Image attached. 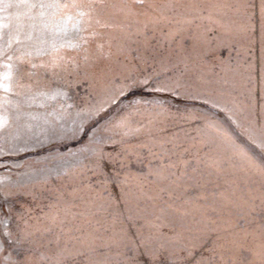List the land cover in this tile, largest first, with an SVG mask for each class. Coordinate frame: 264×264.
I'll return each instance as SVG.
<instances>
[{"label": "rangeland", "instance_id": "374dc122", "mask_svg": "<svg viewBox=\"0 0 264 264\" xmlns=\"http://www.w3.org/2000/svg\"><path fill=\"white\" fill-rule=\"evenodd\" d=\"M105 3L110 27L87 50L64 48L54 69L35 59V99L12 94L0 221L28 233L13 259L264 264V0ZM150 75L180 95H118ZM56 89L67 98L36 96Z\"/></svg>", "mask_w": 264, "mask_h": 264}, {"label": "snow or ice", "instance_id": "6c2138e0", "mask_svg": "<svg viewBox=\"0 0 264 264\" xmlns=\"http://www.w3.org/2000/svg\"><path fill=\"white\" fill-rule=\"evenodd\" d=\"M110 8H117V5H109L105 0H0V129L10 125L11 108L16 109L17 119L21 115L20 102L13 99V93H16L17 97L23 96L26 100L35 99L34 96L24 94V89L32 88L31 82L25 80L26 75L30 77L32 72L25 73L24 70H34L37 67L34 60L42 57H48V60L40 59V66L53 69L71 61L72 58L63 53L64 48L87 50L85 46L100 35L97 28L110 27L103 22V17ZM70 35L73 38L67 39ZM98 47L102 48V45ZM158 80L156 75L128 79L120 85L118 95L122 96L138 87L155 93L174 92L180 95L179 85L170 86L175 84V81L157 83ZM36 96L54 101L60 96L67 98V93L56 89L51 94L48 91L37 92ZM141 102L147 103L141 98L133 101ZM60 107L63 108L64 105ZM89 110L98 114L102 109ZM59 119L63 117L60 116ZM120 123H124V120ZM76 131H83V122L79 128L74 129V133ZM261 147H264V144ZM4 152L5 148L0 146V155ZM68 154L71 155L72 150H69ZM261 163L264 165V158ZM9 221L10 217L6 214L3 221H0L4 224L3 233H0V264H19L13 259L10 248L22 246L28 233L18 231L14 234L8 228ZM5 240L9 244H6ZM52 264L60 262L53 261Z\"/></svg>", "mask_w": 264, "mask_h": 264}]
</instances>
